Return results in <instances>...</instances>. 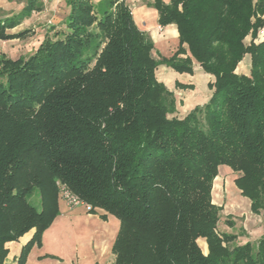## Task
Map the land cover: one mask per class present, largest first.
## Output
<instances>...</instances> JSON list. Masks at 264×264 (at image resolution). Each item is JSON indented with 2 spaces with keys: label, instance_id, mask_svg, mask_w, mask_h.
I'll return each mask as SVG.
<instances>
[{
  "label": "trees",
  "instance_id": "16d2710c",
  "mask_svg": "<svg viewBox=\"0 0 264 264\" xmlns=\"http://www.w3.org/2000/svg\"><path fill=\"white\" fill-rule=\"evenodd\" d=\"M66 3L65 30L27 58L0 55V264L6 242L31 229L15 264L41 244L58 214L56 180L119 220L113 264H264V234L230 244L210 200L227 165L264 220V38L244 43L264 26V0H155L158 24L178 32L158 59L123 0ZM41 7L26 0L0 18V39L25 37L6 30ZM245 54L249 73H236ZM193 61L214 77L211 95L169 118L175 99L155 70L192 73Z\"/></svg>",
  "mask_w": 264,
  "mask_h": 264
},
{
  "label": "crops",
  "instance_id": "0c3cea01",
  "mask_svg": "<svg viewBox=\"0 0 264 264\" xmlns=\"http://www.w3.org/2000/svg\"><path fill=\"white\" fill-rule=\"evenodd\" d=\"M25 1L23 0L17 7H12L11 4L15 5L16 0H0V8L20 11L25 5ZM103 1L91 0L96 9L101 7ZM160 1L169 3L170 0ZM40 2L42 5L40 11L65 10V16L62 19V23L64 22L70 10L66 0H40ZM124 2L130 9L134 24L150 38L153 44L152 55L155 54L158 58L171 56L178 46L177 28L173 23L163 26L158 24L155 0H124ZM194 62L192 73H179L163 64L158 65L155 70L157 80L161 81L173 93L175 115L177 114L179 117L184 116L195 106L205 104L211 95L212 90L209 88V84L213 82L214 77L205 73L198 63L197 66H194ZM249 68L250 56L245 54L238 63L236 72L248 74ZM196 82L201 86V89L196 88ZM221 167L224 169V166ZM234 189L239 194L240 191L235 186ZM239 197L241 201L245 202L241 196ZM118 229L119 220L106 211L95 208L90 212L84 204L68 206L59 199L57 216L43 231L41 244L31 247L25 264H113L115 256L112 252V245ZM33 231L32 229L19 237L18 240L5 244L8 249L6 256L8 264H15L22 245L30 239ZM261 234H264V231ZM199 242L205 248L204 240L200 239Z\"/></svg>",
  "mask_w": 264,
  "mask_h": 264
},
{
  "label": "rangeland",
  "instance_id": "374dc122",
  "mask_svg": "<svg viewBox=\"0 0 264 264\" xmlns=\"http://www.w3.org/2000/svg\"><path fill=\"white\" fill-rule=\"evenodd\" d=\"M22 1L23 0H16L15 5L14 4L11 5L12 7L13 6L17 7L20 5ZM18 11L19 10H6V9L3 10L0 8V18L6 17L7 15L16 13ZM65 13H66L65 10H41L40 12H32L31 16L26 18V20H23V22L18 23L14 27L6 30V32L8 33H16L24 30L28 32H26V36L22 37L21 39L20 38L12 39V40L0 39V55H5L13 60L18 59L19 57L27 58L30 54L34 52L35 48L40 43L42 38H44L45 36L54 37L55 33L65 30V25H63L62 23V19L64 18ZM263 38H264V26L257 31L255 37L253 38L251 36L245 37L244 43L248 44L250 41L257 43L263 40ZM154 57L158 59L157 55L155 54ZM194 66H197L196 62H194ZM236 68H235V72H236ZM195 86L196 88L198 87V89H201V86H199L197 82ZM173 116L174 117L176 116L178 118L183 117V116L179 117L177 114L175 115V110L174 112L168 114L169 118ZM221 166H224V169ZM238 175L239 173L233 171L229 166L224 164L219 165L217 167V173L211 181V188H210L211 203H213L214 205L220 208L219 220L216 224V232L235 234L236 235L235 240L231 241L230 243L232 245L234 244L241 245L246 242L254 243L261 235H263V234L260 235V233L264 231L263 217L260 214L253 213L250 208V200L246 196L242 195L240 192L239 194L236 193V190L234 189V186L235 188H237V186L234 183V179ZM59 183H60L59 180L55 181L58 200H59V192H58ZM238 190L240 191V189ZM239 196H241L242 200H244L245 202L241 201ZM83 204L85 206L88 205L87 203H83ZM90 208L91 207L89 206V209ZM200 239L201 238L197 240L198 245L200 246L202 252L204 254H207L208 252L207 244L203 239L205 242V248H204L202 244H200L199 242Z\"/></svg>",
  "mask_w": 264,
  "mask_h": 264
},
{
  "label": "built area",
  "instance_id": "2783aa9c",
  "mask_svg": "<svg viewBox=\"0 0 264 264\" xmlns=\"http://www.w3.org/2000/svg\"><path fill=\"white\" fill-rule=\"evenodd\" d=\"M58 192H59V199L62 200L64 203H66L68 206H75L77 204L84 203L63 182L59 183ZM86 207L87 209H89V205H87Z\"/></svg>",
  "mask_w": 264,
  "mask_h": 264
}]
</instances>
